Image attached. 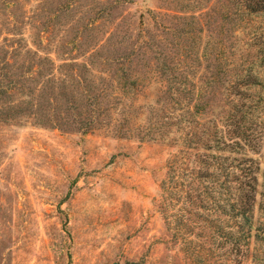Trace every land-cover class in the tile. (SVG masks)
I'll return each mask as SVG.
<instances>
[{
  "label": "trees",
  "instance_id": "16d2710c",
  "mask_svg": "<svg viewBox=\"0 0 264 264\" xmlns=\"http://www.w3.org/2000/svg\"><path fill=\"white\" fill-rule=\"evenodd\" d=\"M162 1L136 39L120 11L138 0H1L0 121L164 143L158 201L185 255L264 263V0Z\"/></svg>",
  "mask_w": 264,
  "mask_h": 264
},
{
  "label": "rangeland",
  "instance_id": "374dc122",
  "mask_svg": "<svg viewBox=\"0 0 264 264\" xmlns=\"http://www.w3.org/2000/svg\"><path fill=\"white\" fill-rule=\"evenodd\" d=\"M40 2L25 0L30 15ZM146 7L165 10L162 0H138L120 11L136 39L154 24L140 22ZM159 82L144 74L133 98L153 106L161 100ZM150 116L145 109V121ZM172 151L135 136L0 121V264H199L173 240L158 201ZM252 250L264 258V245ZM216 264L253 262L224 256Z\"/></svg>",
  "mask_w": 264,
  "mask_h": 264
}]
</instances>
